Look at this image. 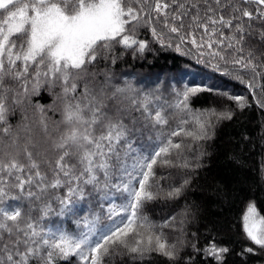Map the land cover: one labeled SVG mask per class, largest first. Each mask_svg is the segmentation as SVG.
<instances>
[{
	"label": "snow or ice",
	"instance_id": "1",
	"mask_svg": "<svg viewBox=\"0 0 264 264\" xmlns=\"http://www.w3.org/2000/svg\"><path fill=\"white\" fill-rule=\"evenodd\" d=\"M172 4L177 10L170 15L167 9L171 5L163 0L154 3L152 0H0V124L6 123L9 101L21 103L19 97L28 95L29 85L32 92L47 85L61 89L62 123L66 126L54 144L59 154L51 178L40 171L39 162L27 148L24 149L26 164L16 158L0 160V202L6 197L44 201L39 209V219L43 220L52 211L46 199L49 190L66 188L63 197L53 194L61 206L58 215L77 217L74 220L77 231L69 232L62 224L45 228L30 214H23L19 207L11 210L0 207V232L9 238V242L0 244V264H56L57 260L70 257H76L79 264H113L116 258L125 264V257L142 261L152 253L170 261L179 259L178 244L182 242L178 239L176 243H168L162 231L170 223L155 225L143 212L160 194L156 168H191L185 157V150H191V145L185 141L198 143L211 139L212 117L216 121L230 120L232 113L215 108L190 109V98L214 92L210 87H188L177 93L174 103L160 102L161 97L150 94L137 99L128 95L134 91L131 85L117 86L107 73H103L105 78L100 81L97 77L102 73L93 71L103 60L111 59L115 63L116 45L143 53L147 44L136 38L140 26L150 27L162 46L172 47L170 43L165 45L164 35L157 32L154 21L175 34L181 44L190 42L198 50L206 47L209 55L220 60L227 62L225 53L229 49L243 53L242 22L235 25L239 36L225 37L221 31L216 38L218 29H209V25L217 24L233 28V19L237 17L226 20L223 15L218 19L207 16L206 22H201L197 9L193 23L207 36V40L198 42L191 32L181 34L183 23L179 27L175 25V21H183V16L188 14L186 4L180 0H172ZM215 4L223 8L227 0L225 5H221V0H215ZM242 4L255 5L256 13L233 5L232 10L240 14L241 20L264 22V0H242ZM208 11L214 10L209 6ZM260 43L264 44V31L260 33ZM214 45L223 51L214 50ZM175 50L182 51L180 44ZM199 55L205 52L199 51ZM232 63L251 71L254 77L261 76L257 69L264 67V63H256L252 51L247 56H234ZM247 86L251 89L253 84L249 82ZM228 99H234L242 109L246 106L244 97L228 96ZM134 112L140 115L134 116ZM170 117L177 119V127L168 131ZM154 131L155 138L151 135ZM3 132L8 135L9 128H3ZM146 132L152 143H138ZM176 137L181 139L177 142ZM26 170L29 173L26 177L19 175ZM13 180L15 183H11ZM189 183L185 179L180 187L168 191L166 198H178ZM9 187L18 189L19 195L10 196L6 190ZM89 197L97 200L102 209L107 202L110 223L101 226L102 217L97 213L78 215V205ZM258 215L255 204L250 203L242 226L247 239L264 248V217L258 219ZM157 228L161 231L157 232ZM208 251L222 260L228 249L214 245Z\"/></svg>",
	"mask_w": 264,
	"mask_h": 264
},
{
	"label": "trees",
	"instance_id": "2",
	"mask_svg": "<svg viewBox=\"0 0 264 264\" xmlns=\"http://www.w3.org/2000/svg\"><path fill=\"white\" fill-rule=\"evenodd\" d=\"M152 2L154 3V0ZM163 2L171 5L167 9L170 15L177 10L172 0H163ZM180 2L185 3L188 10V14L183 16V21H175L177 27L181 23L184 25L181 34L191 32L198 42L201 39L207 40L203 29L198 28L192 20L197 14V9L201 22H206L207 16L218 19L223 15L226 20L235 16L237 19H233V28L217 24L209 25V29L211 30L212 27L218 29L216 38H219L221 31L225 37L239 36V33L235 32V25L242 22L245 28L243 53L229 49L225 53L227 62L220 60L209 55L210 50L206 47L198 50L190 42L181 44L175 34L169 33L162 24L154 21L153 25L157 32L164 35L165 45L170 43L172 47L162 46L153 37L150 27L140 26L136 30V38L147 44L143 53L116 45L113 49L115 63H112L111 59L103 60L93 68V71L102 73L97 77L100 81L105 78L103 73H107L113 84L120 87L125 84L131 85L134 91L128 95L137 99L150 94L161 97L160 102L174 103L178 99L177 93H182L188 87L213 88L215 91L212 93H199L191 97L190 109L203 111L215 108L217 111H230L232 118L216 121L212 117L214 127L210 129L211 139L198 143L185 141V144L191 145V150H185V157L191 163V168H156V183L159 185L160 194L156 200L145 206L143 212L155 225L170 223V227L162 231L168 243H176L178 239L182 242L178 244L179 259L170 261L152 253L150 258L142 261L127 257L124 261L125 264H264V248L248 240L242 226V218L250 203L256 206L259 214L257 218L264 217V107L261 106L264 105V67L257 69L261 76L254 77L251 71L232 63L234 56H247L249 51H252L256 57V63H264V44L260 43L264 22L258 19L248 21L247 18L241 20L240 14L232 10L233 5L247 8L254 15L256 13L255 5L242 4V0H227V6L223 8L218 7L215 0H207V2L180 0ZM225 3L226 0H221V5ZM192 4L196 7H191ZM209 6L214 11H208ZM160 19L163 20V17ZM190 39L191 37L189 41ZM227 43L228 41L225 40V44ZM177 44H180L181 52L175 50ZM213 48L223 51L217 49L215 45ZM199 51H204L205 55L200 56ZM249 82L253 84L251 89L247 86ZM6 83L14 82L6 81ZM29 88L27 96L19 97L21 103L12 104L9 101L6 123L0 124V160L16 158L26 164L24 149L27 148L32 152L33 159L39 162L40 171L51 178L59 154L53 145L52 149L48 148L43 139L32 144L25 142L24 146L19 147L10 145L24 127L35 130L39 135L42 121L46 123L47 137L52 141L58 140L66 129L62 123L64 104L59 98L61 89L42 85L38 92H32L31 85ZM228 96L244 97L246 106L240 108L237 102L228 99ZM133 115L140 114L134 112ZM5 127L9 128L8 135L3 132ZM176 127L177 119L170 117L167 130L171 131ZM151 135L155 138L157 133L154 131ZM174 139L178 142L181 138ZM137 142H142L144 145L152 143L147 132L142 141ZM28 174L26 170L19 175L26 177ZM161 176L163 179L160 178ZM185 179L190 183L183 188L181 195L176 199H167L166 193L172 188L180 187ZM25 187L27 190L28 186ZM32 188L35 190V185ZM6 190L10 196L19 195V190L14 187ZM65 192L66 188L49 190L46 199L51 204L52 211L43 220L39 219L41 216L39 209L44 201L26 198L11 200L6 197L0 202V207L9 210L19 207L23 214H30L34 221L45 228L62 224L67 231L75 232L77 229L74 220L77 217L59 216L61 206L53 196L54 194L63 197ZM78 208V215L81 216L100 214L101 226L110 223L106 213L107 202L102 209L97 200L89 197L82 201ZM159 231L161 229L157 228V232ZM0 235L3 236L0 244L9 242L6 233L1 232ZM214 245L217 248L228 249V252L223 254L222 260H217L209 253L208 250ZM247 248H252L253 251L248 252ZM56 264H79V261L76 257H70L69 260H57ZM113 264H122L121 259L116 258Z\"/></svg>",
	"mask_w": 264,
	"mask_h": 264
},
{
	"label": "rangeland",
	"instance_id": "3",
	"mask_svg": "<svg viewBox=\"0 0 264 264\" xmlns=\"http://www.w3.org/2000/svg\"><path fill=\"white\" fill-rule=\"evenodd\" d=\"M46 132H47V126L44 121H42V127L41 130L39 131V135L35 130H30L27 127H24V129L21 130V134L18 137H16L11 142L10 145L19 147L21 145L24 146L25 142H29L32 144L34 143V141H40L43 139L45 141V144L48 145V148L52 149V145L54 146L55 142H57L58 140L55 139L52 141V139H48ZM39 136H41V138Z\"/></svg>",
	"mask_w": 264,
	"mask_h": 264
}]
</instances>
